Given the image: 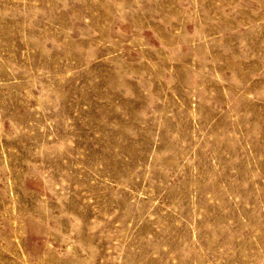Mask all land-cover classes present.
<instances>
[{
	"label": "rangeland",
	"instance_id": "obj_1",
	"mask_svg": "<svg viewBox=\"0 0 264 264\" xmlns=\"http://www.w3.org/2000/svg\"><path fill=\"white\" fill-rule=\"evenodd\" d=\"M0 264H264V0H0Z\"/></svg>",
	"mask_w": 264,
	"mask_h": 264
}]
</instances>
